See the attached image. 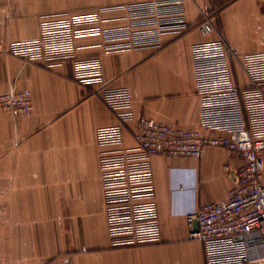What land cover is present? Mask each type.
I'll return each instance as SVG.
<instances>
[{
	"label": "crops",
	"instance_id": "0c3cea01",
	"mask_svg": "<svg viewBox=\"0 0 264 264\" xmlns=\"http://www.w3.org/2000/svg\"><path fill=\"white\" fill-rule=\"evenodd\" d=\"M149 0H0V38L34 39L48 15L107 8L103 26L128 24L126 5ZM240 53L264 52V0H184L188 28L165 33L160 47L106 51L100 35L76 38L78 57L101 55L104 79L83 83L70 61L46 63L0 54V94L32 91L33 109H0V264H207L204 243L188 239L186 215L227 195L243 159L222 147L201 157L153 158L161 240L114 246L104 206L99 128L116 125L105 87H128L135 117L222 134L201 123L192 45L216 38L199 28L200 8ZM237 79L249 85L242 68ZM134 120L124 129L133 145ZM264 178V173H263Z\"/></svg>",
	"mask_w": 264,
	"mask_h": 264
},
{
	"label": "built area",
	"instance_id": "2783aa9c",
	"mask_svg": "<svg viewBox=\"0 0 264 264\" xmlns=\"http://www.w3.org/2000/svg\"><path fill=\"white\" fill-rule=\"evenodd\" d=\"M128 24L105 27L107 8L63 11L41 21L34 39L0 38V54L46 63L70 61L73 76L89 83L104 79L101 55L78 57L76 38L100 35L106 51L160 47L165 33L188 28L184 0H149L125 6ZM200 31L216 38L192 45V61L201 98V123L222 134L157 121L130 110L128 87H105L101 99L117 112L116 125L99 128L97 141L104 206L114 246H139L161 240L153 158L201 157L207 147L237 152L242 166L232 173L227 195L203 203L186 215L188 239L204 243L207 264H264V52L240 53L215 24L208 6L200 8ZM249 79L241 84L236 69ZM0 109L19 116L33 109L32 91L12 87L0 94ZM134 120L133 145H125L124 129Z\"/></svg>",
	"mask_w": 264,
	"mask_h": 264
}]
</instances>
